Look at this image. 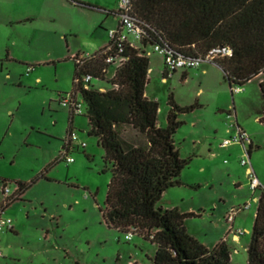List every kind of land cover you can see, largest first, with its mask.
<instances>
[{
	"label": "rangeland",
	"instance_id": "374dc122",
	"mask_svg": "<svg viewBox=\"0 0 264 264\" xmlns=\"http://www.w3.org/2000/svg\"><path fill=\"white\" fill-rule=\"evenodd\" d=\"M65 1L0 0V203L5 184L12 191L19 182L28 185L5 211L14 228L0 233V264H151L155 243L137 234L127 240L104 219L112 171L89 132L86 110L72 118L58 102L74 88V54L93 53L95 39L116 26L106 10L115 11L118 0ZM149 49L146 94L159 103L158 123L166 125L171 97L192 107L179 113L182 124L174 135L181 157L190 160L183 184L168 188L157 205L195 213L185 221L193 236L209 248L226 238L231 263L247 264L259 203L238 212L232 223L226 217L254 196L264 197V74L234 93L217 63L165 78L163 54ZM234 117L253 141L251 162L262 183L256 191L240 146L220 147L234 134ZM70 125L78 133L69 152L74 162H55ZM230 225L245 231L237 242Z\"/></svg>",
	"mask_w": 264,
	"mask_h": 264
},
{
	"label": "trees",
	"instance_id": "16d2710c",
	"mask_svg": "<svg viewBox=\"0 0 264 264\" xmlns=\"http://www.w3.org/2000/svg\"><path fill=\"white\" fill-rule=\"evenodd\" d=\"M133 6L145 30L140 48L124 46L122 55L127 59L113 77L107 76L109 65L104 57L89 60L80 68L76 64L74 76V87L75 80L81 79L77 84L89 132L98 137L112 171L104 219L121 232L138 228L137 235L155 243L151 264H232L226 240L210 249L187 230L185 221L195 213L157 205L168 188L183 184L180 176L190 160L181 157L174 135L182 124L179 113L192 107H180L171 97L167 123H158L159 103L146 95L150 72L147 49L160 43L179 54L197 56L217 45H229L232 57L217 64L231 87L243 86L264 74V0H133ZM106 13L115 15V11ZM88 75L92 81L85 89L82 77ZM259 87L263 98L259 120L264 124V79ZM18 185L12 203L28 189L25 183ZM247 253V264H264L263 196Z\"/></svg>",
	"mask_w": 264,
	"mask_h": 264
},
{
	"label": "built area",
	"instance_id": "2783aa9c",
	"mask_svg": "<svg viewBox=\"0 0 264 264\" xmlns=\"http://www.w3.org/2000/svg\"><path fill=\"white\" fill-rule=\"evenodd\" d=\"M115 16L117 17L118 23L115 28H112L108 31L109 41L105 46L94 53L78 52L74 54L73 57L78 68L82 67L83 64L89 60H93L97 57H104L105 62L109 65L107 76L113 77L117 69L127 59L122 55L125 50L124 46L129 45L136 49L140 48L144 39L145 30L143 23L138 19L134 12L133 0H119L118 7L115 11ZM152 48L154 51L161 52L164 56L165 78L172 77L174 73L180 69L197 68L202 63H218L220 60L230 58L233 55V49L229 45H217L205 53L197 56L179 54L167 44L156 43ZM147 54L149 55L148 52ZM112 68H114L113 72H111ZM80 81L81 79L77 78L75 80L76 86L73 88V90L69 93L61 95L58 99L60 104L69 109L71 117L75 116L76 114H82L85 110V102L82 97L81 89L78 86ZM91 81L92 79L89 75L82 77V86L85 89H88ZM100 90L105 91V88L102 87ZM232 91L234 93H240L244 91V87L238 85L232 86ZM229 115L231 116V114ZM235 125L236 123L232 122L231 126L235 127ZM76 141H78V133L73 128H70L64 140L62 149L59 152L58 157L55 159V162H74V158L70 156L69 152L71 148H73V144ZM233 144H240L244 149V155L241 164L246 166V176L250 188L253 191L262 188V183L258 178L250 159V147L252 146L251 136L242 128L237 127L235 133L230 138L224 139L221 145L222 147H227ZM81 145L86 147L85 142H82ZM18 192L19 185L14 191H12L6 184L2 187L3 199L0 203V233L4 230H13L14 228L13 221L10 218L5 217L4 214L9 205H11L13 198L17 196ZM259 200L260 197L254 196L253 200L246 203L244 206L233 209L226 217V220L232 223L238 212L250 208L253 202L259 203ZM139 231L140 230L138 228L132 227L125 233V238L127 240H132L134 235L139 233ZM230 231H233L235 238L245 234L244 230H234L232 225H230ZM153 236L154 234L152 233L151 237ZM223 240H226V238ZM135 262V260L130 261L129 264H134Z\"/></svg>",
	"mask_w": 264,
	"mask_h": 264
},
{
	"label": "crops",
	"instance_id": "0c3cea01",
	"mask_svg": "<svg viewBox=\"0 0 264 264\" xmlns=\"http://www.w3.org/2000/svg\"><path fill=\"white\" fill-rule=\"evenodd\" d=\"M63 1H65V0H63ZM118 1H119V0H118ZM65 2H67L68 4L75 3L74 0H67V1H65ZM117 3H118V2H117ZM117 6H118V5H117ZM106 11H111V10H106ZM115 11H116V10H115ZM111 15L113 16V18H114L115 20H117V17H116L114 14H111ZM26 20H28V18H27ZM117 23H118V20H117ZM116 26H117V24H116ZM116 26H114V27H110V26H108V29H106L107 34H106V35H105V34L103 35V33H102L99 37H97V38L95 39L97 46H96L94 52L98 51L99 49H101L103 46H105V45L108 43V41H109L108 31H109L110 29H112V28H115ZM79 52H81V51H79ZM94 52H93V53H94ZM147 52L149 53V55L151 54V51H150L149 48L147 49ZM76 53H78V52H76ZM76 53H75V54H76ZM146 95H147V94H146ZM147 97H149V96H147ZM149 98H150V97H149ZM150 99H152V98H150ZM73 117H74V116H73ZM234 119H235V120H233V122H235L236 125H235V127L232 126V128H235V129H234V133H235L237 127H240V128H242V127L239 125V123H238L236 117H234ZM242 129H243V128H242ZM243 130H244V129H243ZM221 144H222V142H221ZM234 145L240 146V148H241V150H242V152H243V155H244V149H243L242 145H240V144H233V145H229V146H227V147H222V145H220V147L223 148V149H228V148H230L231 146H234ZM232 150H233V149L229 150V152H231ZM252 150H253V141H252V149H251V153H250V159H251ZM229 154H230V153H229ZM231 156H232V155H231ZM255 172H256V171H255ZM256 174H257V173H256ZM258 197H259V196H258ZM9 206H10V205H9ZM232 240H233L234 242H237V241L239 240V237H238V238L233 237ZM204 245H205V244H204ZM216 245H217V244H216ZM207 247H208V246H207ZM208 248H209V247H208ZM213 248H214V247H213ZM210 249H212V248H210Z\"/></svg>",
	"mask_w": 264,
	"mask_h": 264
}]
</instances>
